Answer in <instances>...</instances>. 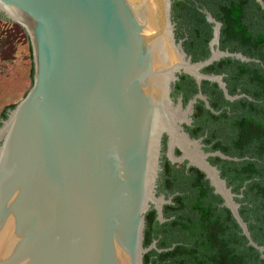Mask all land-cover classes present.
<instances>
[{
	"label": "water",
	"instance_id": "1",
	"mask_svg": "<svg viewBox=\"0 0 264 264\" xmlns=\"http://www.w3.org/2000/svg\"><path fill=\"white\" fill-rule=\"evenodd\" d=\"M172 3L0 0L26 29L34 63L32 87L0 125V264H144L157 248V240L144 247L145 214L154 207L163 222L172 203L158 192L164 134L169 159L206 174L264 255L240 213L242 194L208 160L240 158L205 152L183 130L197 97L211 107L207 97L199 93L184 107L171 96L185 72L239 98L223 75L202 69L224 57L259 59L221 50L223 24L204 9L213 23L210 55L193 61L176 38Z\"/></svg>",
	"mask_w": 264,
	"mask_h": 264
},
{
	"label": "trees",
	"instance_id": "2",
	"mask_svg": "<svg viewBox=\"0 0 264 264\" xmlns=\"http://www.w3.org/2000/svg\"><path fill=\"white\" fill-rule=\"evenodd\" d=\"M204 9L223 24L220 49L259 59L247 62L227 57L204 71L214 68L219 72L222 68L228 73L230 94H243L226 100L230 114L211 113L212 122H216L214 117L220 120L228 117L223 122L230 129L223 133L229 146L223 152L240 159L212 160L233 191L242 194L236 197L240 213L253 239L264 246V8L258 0H173L176 38L186 36L183 46L194 61L210 55L213 23L208 21ZM177 86L184 89L187 97L197 91L195 80L188 74L182 75ZM208 92L215 93L210 87ZM215 100H219L217 96L212 99L216 107ZM16 105L2 111L0 125ZM169 175L173 177L170 188L179 193L172 203L164 206L165 221L155 220V208L147 211L143 242L144 247H149L157 240L158 249H169L152 248L144 254V264H264V255L249 244L231 209L223 204V197L215 193L203 171L192 167L187 173L184 168L171 166L161 175L163 185L170 179Z\"/></svg>",
	"mask_w": 264,
	"mask_h": 264
},
{
	"label": "flooded vegetation",
	"instance_id": "3",
	"mask_svg": "<svg viewBox=\"0 0 264 264\" xmlns=\"http://www.w3.org/2000/svg\"><path fill=\"white\" fill-rule=\"evenodd\" d=\"M175 28H176L175 30H177V22L175 23ZM221 32H222V29H221ZM185 39H186V36L180 38V40H182V43L184 42ZM226 50H228V49H226ZM233 52H235V51H233ZM224 58H227V57H224ZM222 59L223 58H221L218 61H221ZM218 61H215V62H218ZM218 70H221V71L217 72L214 68L210 69L209 71H204V68H203L202 72L207 73V74L223 75V81L226 83V86H227L229 94H230V90L228 87V81L226 79V77L228 76V73L223 71L222 68H219ZM183 74H187V73H185V72L178 73L176 81H173L171 84V96H172L173 100L175 102H178V100L181 99L183 102V106L186 107L192 98H194L197 94L201 93L207 97V100L209 101V104L211 106V107L207 106L206 99H203L201 97H197L196 102H194V104H193V108H192L193 111L191 114H189V118L191 119V122L182 123L183 130L190 136L191 139H199L200 140L201 149L203 151H205V152L221 151L223 154L229 155V154H226L223 152V151H226L224 149V147L229 146L227 141H226V138L224 136V133H223V132H227L228 129H230V126L224 124L225 122H223L225 120H228V117L223 116L221 120L214 117L216 122H212L213 117L211 116V113H213L215 116L216 115L217 116L222 115V113L224 111H226L227 113L230 114V104H228L226 102V100H231V99L226 97L224 89L220 87V84L218 82L203 79L201 81V83L199 84L194 78L193 79L195 80V83L197 85L196 86L197 91H195L191 97H187L184 89L183 88L181 89L177 86V82L181 79ZM206 81L207 82L209 81L210 83L207 85ZM209 87L212 90H214V92H215L214 94H210L208 92ZM220 89L222 90V92H220ZM230 95H232V94H230ZM239 95H243V94H239ZM215 96H217L219 99V100H215V103L217 104L216 107H215V105H213V102H212V99ZM219 120L222 121L223 123L218 122ZM210 131H213L214 133L210 134ZM168 146H169V137L167 134H164L163 140H162V157H161V171H160L161 175L165 170H167L171 166L175 167L176 169L184 168V170L187 173H188L189 169H191L192 167H196L194 165H189L188 160H185L183 162H175V163L172 162L167 155ZM174 152H175L176 156L181 155V150L177 146L175 147ZM215 157H219L220 159H224V160H230V159L224 158L218 154L217 155H210L208 157V160L213 165L217 166V168L220 170V174H221L222 178L226 179V182L228 184V180L226 177H224L222 175V171L219 168L218 164H216L212 160V158H215ZM197 169H199V168H197ZM161 175H160V178L158 181V192H159V194L165 195L166 199L171 198L173 200L175 198V196L179 193L178 191H173V189L170 188V186L172 184L173 177L171 175H169L170 179H168L165 182V185H163L164 182L162 183V181H161ZM204 178L208 179L206 177V174H205ZM228 186H230V185L228 184ZM165 205L166 204H164V206ZM163 212H164V207H163ZM155 220H158L157 219V211H156V215H155Z\"/></svg>",
	"mask_w": 264,
	"mask_h": 264
},
{
	"label": "rangeland",
	"instance_id": "4",
	"mask_svg": "<svg viewBox=\"0 0 264 264\" xmlns=\"http://www.w3.org/2000/svg\"><path fill=\"white\" fill-rule=\"evenodd\" d=\"M32 55L26 29L0 10V116L32 87Z\"/></svg>",
	"mask_w": 264,
	"mask_h": 264
}]
</instances>
